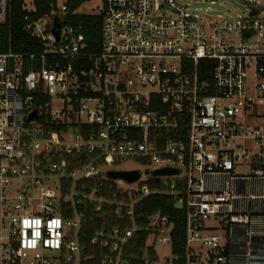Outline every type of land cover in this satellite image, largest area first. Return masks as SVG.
<instances>
[{"label": "built area", "instance_id": "obj_1", "mask_svg": "<svg viewBox=\"0 0 264 264\" xmlns=\"http://www.w3.org/2000/svg\"><path fill=\"white\" fill-rule=\"evenodd\" d=\"M46 1L24 53L0 0V264H264V0H100L98 49ZM154 195L186 200L178 249Z\"/></svg>", "mask_w": 264, "mask_h": 264}, {"label": "trees", "instance_id": "obj_2", "mask_svg": "<svg viewBox=\"0 0 264 264\" xmlns=\"http://www.w3.org/2000/svg\"><path fill=\"white\" fill-rule=\"evenodd\" d=\"M89 0H69V16L68 22L75 28H80L82 34L86 38V42L92 49H98L101 46L102 40V19L101 17H94L88 15H72L78 7ZM24 0H13L11 17L9 25H5L2 30L1 39L4 41L8 27L11 28L13 43V50L16 52H35L40 51V45L33 40L25 31L24 18L28 15L27 11L23 9ZM35 12L30 15L32 20H37L47 13H50L49 4L46 0H34ZM97 47V48H96ZM156 185L151 184V188ZM147 210L149 213L160 211L162 214L168 216L175 225L174 237H179V242L176 244L177 249L184 240L185 216H186V200L182 198L176 205L169 197L154 195L146 200Z\"/></svg>", "mask_w": 264, "mask_h": 264}, {"label": "rangeland", "instance_id": "obj_3", "mask_svg": "<svg viewBox=\"0 0 264 264\" xmlns=\"http://www.w3.org/2000/svg\"><path fill=\"white\" fill-rule=\"evenodd\" d=\"M25 1V8L29 11H34L35 10V6H34V2L33 0H24ZM61 4L69 1V0H58ZM74 1V0H73ZM76 1V0H75ZM101 3L100 0H89L84 2L81 7H78L77 9H75L74 14L76 15H88V16H96L100 13L99 7H100ZM224 5L222 6L220 4H215V5H210V8L212 9V11H214L216 14H227V9L230 10V13L232 16H236V15H244L247 14V10L244 6H242L241 4L235 2L234 0H224ZM203 8L208 7L209 5H201ZM203 14H206L205 11H203ZM147 169H151L152 168H148L144 165H141L139 162L137 161H130L127 162L123 165H118L112 168L113 171H126V170H139L142 171L143 173H145V171ZM103 175V174H102ZM168 254V249L165 250L164 247H159V255L160 257H165Z\"/></svg>", "mask_w": 264, "mask_h": 264}, {"label": "water", "instance_id": "obj_4", "mask_svg": "<svg viewBox=\"0 0 264 264\" xmlns=\"http://www.w3.org/2000/svg\"><path fill=\"white\" fill-rule=\"evenodd\" d=\"M61 28H62V24L55 22L54 27L51 29V33L57 37V40L59 39V29ZM176 174H178V171L173 169H164L155 172V176L176 175ZM107 176L112 180H125L128 183H133L140 178V173L137 171L134 172L110 171Z\"/></svg>", "mask_w": 264, "mask_h": 264}, {"label": "crops", "instance_id": "obj_5", "mask_svg": "<svg viewBox=\"0 0 264 264\" xmlns=\"http://www.w3.org/2000/svg\"><path fill=\"white\" fill-rule=\"evenodd\" d=\"M33 2H34V0H33Z\"/></svg>", "mask_w": 264, "mask_h": 264}]
</instances>
